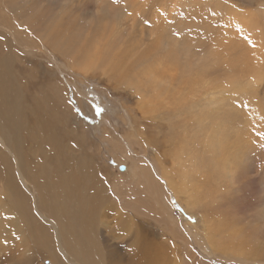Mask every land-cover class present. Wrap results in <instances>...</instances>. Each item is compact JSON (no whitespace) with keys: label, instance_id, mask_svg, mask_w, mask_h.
<instances>
[{"label":"rangeland","instance_id":"obj_1","mask_svg":"<svg viewBox=\"0 0 264 264\" xmlns=\"http://www.w3.org/2000/svg\"><path fill=\"white\" fill-rule=\"evenodd\" d=\"M223 1L225 3L230 2L233 7L240 10L248 8L250 4L256 9L264 5V0ZM135 2L139 5L128 11L127 7L132 6ZM2 3L3 1L0 0V26L10 28L11 32L0 30V66L4 67H0V75L1 73L3 75V77H0V103L2 104H0V121L3 120L2 115L4 113L11 114V112L2 110L18 112L27 119L26 127L23 128L22 124L18 125V132L16 131L13 137L22 145L20 147V161L23 168L27 169L30 176H34L31 178L38 188L40 208L46 212H55L57 204L61 209L65 206L67 213L71 214L77 222L73 226L74 235L82 241H84L83 237L89 238L90 249L96 251L95 253H97L101 264H125V259L130 255L129 251L134 249L135 244L137 245V241L134 243L137 238L136 233L131 236L136 228L139 231L141 230L142 236H140L142 238H148L149 243L151 241L155 243L151 242V257L158 249L163 255H154L156 258L148 259L147 264H164L165 262V264H169V262L171 264H183L187 259L192 260V264H204L201 261L203 258L196 243L193 242L191 248L183 243L184 240L174 243L173 240L178 241V237L181 235L174 237L173 234H170L171 232L165 229L164 223L169 221L165 217V212L163 216L159 217L151 214L153 218L147 212L141 215L142 218L140 215H131L133 225L129 233L126 226L127 221H123V225L119 224L118 218H116L118 216L114 212L106 215L104 208L97 206V209H95L92 201L87 203L93 191H96L99 187H105L108 185L107 182L110 183L117 179L122 172V175L125 174L126 162L117 160L120 154L115 145H121L119 137L121 134L131 135V145L138 153V157H142L146 152L149 157L153 156L154 146L158 145L159 156L164 151L167 153L163 156L164 164L167 167H170L173 161L180 162L174 157L177 145L168 144V140L174 134L168 131L166 122L161 121L163 128L155 131L154 126L159 123L158 119H146L148 115L145 118H139L138 115L134 114V110L137 112L135 107H137L138 99L134 100L133 98L136 95L134 94V96L127 88L118 87V84L111 77L99 73L84 75L78 70L74 72L71 69L66 70L64 74H60L55 68L58 66L60 69H64V67L62 66V60L55 53L50 56V53L44 50L39 51L37 55L24 52L23 48L32 41L29 36L30 32L21 28L23 24L9 10L2 9ZM38 5L35 0H29L22 9L26 11L31 8L32 17H35V10L37 11ZM184 5L188 8L182 7L181 11L171 12L175 15L173 20L168 18V10L156 4L154 0H51L45 2L43 8L48 7L53 10L54 15L50 19L51 21L56 19L55 13H59L60 10L69 11L71 18L67 16L63 20L64 28L68 31L82 28L88 37L92 35L96 28L105 37L109 28L108 22L116 25L115 34L117 37H115L114 43H117L120 37L124 38V43L128 42V36L125 28L120 27L121 20L114 17L109 18V14L123 18L134 16L138 21L134 30L141 32L149 31L152 22L157 21L161 49H155L156 57L149 60L152 66L162 64L166 52L169 51L161 38L162 34L172 37L176 40L174 46L176 60L178 59L181 65L179 75L185 77L188 74L186 67H190L197 80L199 76L209 78L212 81L210 86L213 85V91L202 95L198 98V101L207 108H216V104H210L209 100L211 98L215 100L222 98L223 100L219 106L221 111H225L230 108L234 98L239 96L238 93L228 90L231 83L239 81L237 76L227 72L228 65L233 59L218 54L216 59L204 61L209 53V48L212 46L211 43L215 39L216 31L211 26L207 27V21H211L207 20L202 12L205 9L204 0H194L192 3L186 2ZM101 19H104V24L98 23ZM11 35L16 37V41L12 39ZM144 35L142 36V44L146 48L152 47L148 45V38L151 36L146 35V33ZM32 43L36 45L38 40L34 39ZM112 50H114L113 47ZM205 50L208 52H205ZM84 52L91 58L95 56V54H92L91 44H88ZM13 73L16 74L12 75ZM176 74L177 69L174 66L172 75ZM8 75L11 78H8ZM7 79L13 80V83H8ZM204 82L200 86L205 87ZM260 85L255 91V99L257 98L258 110L260 111L259 107L261 106L264 111V80ZM2 90L5 95L3 97ZM202 92L204 90L199 91V93ZM14 102H17V106ZM122 115L125 120L122 119ZM243 115L244 113H241L240 117L242 118ZM250 116L252 115L250 114ZM203 120H206V122ZM209 121L208 118H202L201 123L209 127L211 124ZM15 126L11 121L3 124L6 130L13 128L15 131ZM215 130L219 131L218 128H215ZM236 130L238 129L230 127L228 132H235ZM255 130L257 131L256 136L253 132V139L255 140L253 146H249L251 140L245 139L247 141L246 145L241 144L232 147L229 156L225 152L221 156L212 157L226 164L231 171L232 167L236 168L234 175L230 172L229 184L231 185H227L223 177H216L215 180L214 177L207 178L206 173H201L198 168L201 165L196 162L193 165H190L191 163L187 161L181 162L185 167L186 165L187 167H197L194 172L196 175L189 179L190 187L195 186V190L202 189L205 191L204 194L210 192L211 195L218 198L214 210V212L220 213L217 218V215L211 212V208L206 207L207 202H204L201 207L195 205L194 208L185 210L184 206H187V204L192 206L193 204L188 198V191L173 194L177 197L171 199L172 209L169 210V214L171 213V218L176 223V219H180L181 216L183 220L188 221L190 226H194L200 234L207 225L214 224L215 226L216 224L215 227L209 228V234H211L210 232L215 233V236L209 242L211 248L215 245L212 248L213 253L221 254L224 253L223 250L230 252L225 243H229L230 237H232L236 244L242 242L249 246L247 250L239 251L242 255H246L251 259H261L264 262V127L262 129L261 122L255 124ZM259 130L263 136L259 135ZM204 135L206 136L205 133ZM153 136L156 138L152 139ZM201 138L202 141L205 137ZM137 139L139 142L136 141ZM199 139V136H196V141H199ZM207 141L209 139H206V144ZM220 148L224 150V148ZM0 149L2 148L0 147ZM215 149L216 146L213 145L212 151H215ZM36 152L39 153L37 156ZM37 157H39V160ZM123 159L129 161V156H125ZM28 166L30 167L28 168ZM13 168L12 160L8 159L7 155L0 150V203L7 204L13 212H16L21 219L22 227H25V235L21 239L16 236L5 238L0 233V264H25L23 263L24 257L32 251L35 252V260H32L31 264H57L52 256L49 257L41 252L40 246L36 244L38 237L53 244L55 242L53 229L49 223L34 212L33 199L23 191L18 181H15L17 178ZM37 174L39 175L37 176ZM169 177L171 183L178 184L180 179L176 174ZM189 188L187 187V189ZM224 189L227 193H224ZM156 192L163 197L169 196V189L165 187L163 190H157ZM79 203L87 205L86 211L90 218L86 217L85 220L79 218L76 211ZM149 203L152 204L153 200L146 201V209ZM199 203H197L198 206ZM204 207L209 212H202V209H205ZM210 214L213 215L210 216ZM202 217L205 220V222L203 220L205 225L201 220ZM86 220H89L90 223L88 227L84 228L82 223H85ZM28 227H35V237L31 230H28ZM219 227H221V230ZM189 239L191 238L189 237ZM219 239L224 245L218 247ZM215 241H217L216 244H214ZM168 249H171V252ZM213 256L209 259V262L213 264H241L234 260H223ZM59 259H61L60 256ZM263 262L256 264H264ZM60 264L67 263L61 260Z\"/></svg>","mask_w":264,"mask_h":264},{"label":"bare ground","instance_id":"obj_2","mask_svg":"<svg viewBox=\"0 0 264 264\" xmlns=\"http://www.w3.org/2000/svg\"><path fill=\"white\" fill-rule=\"evenodd\" d=\"M2 1V9L9 10L14 17L24 25H22L21 28L30 32L29 36L32 38V41L23 48L24 52L37 55L39 54V51L44 50L49 52L50 56H52V53H55L62 60V66L64 67V69H60L58 66L55 68L60 74H64L66 70L71 69L74 72L78 70L84 75L89 73H91V75L99 73L104 74L106 77H111L118 84V87L121 86L127 88L133 95H136L133 97L134 100L138 99L136 104L137 107H135L137 112L134 110V114L138 115L139 118H145L148 115L146 119H158L159 123L154 126L155 131L163 128V125L160 122L165 121L168 126V131L174 134V136L170 137L168 140V144L177 145L174 157L180 162L177 163L173 161V164H171L170 167H167L163 161V156L166 152L164 151L163 154L159 156L160 150H158V145L154 146L153 156L149 157L146 152L142 157H138V153L131 145V135L127 133L119 135L121 145L115 144L120 154L117 160L124 161V163L126 162L124 170L125 174L122 175V172L117 179L110 183L107 182L108 185L105 187H99V189L93 191L87 203L92 201L95 209H97V206L104 208L106 215H109L110 212H114V214L118 216L116 218H118L119 224H122L123 221H127L126 226L128 227L129 233L133 225V218L131 215L135 214L140 215L141 217L144 212H147L148 215L150 213V215L152 214L155 217H159L163 216L165 212V217L169 220L164 223L165 229L171 232L170 234H173L174 237H176V235H181L178 237V241L173 240L174 243H179L184 240L183 243L187 244L189 248L192 247L193 242L196 243L203 258L201 261H203L204 264H213L209 262V259L212 258L214 254L217 258L219 257L223 260L230 259L241 264H256L263 262L261 259H251L246 255H242L239 251L243 249L247 250L249 246H246L242 242L236 244L232 237H230L229 243H225L230 252L223 250L224 253L221 254L213 253L212 248L217 241H215L212 248L209 246V242L212 240L213 236H215V233L213 232H210L211 234H209V228L215 227L216 224L215 226L214 224L210 226L207 225L206 228L204 226L205 229L200 234L194 226L188 224V221L183 220L180 214H178L180 219H176L177 223L173 222L169 210L172 209L171 199L177 197L173 196V194L188 191V198L193 204L192 206L188 204L187 206H184L186 208L185 210L192 207L194 208L195 205L196 207H201L204 202H207V204H205L206 207H208V209L211 208V212L214 213V215L216 214L217 218L220 213L214 212V210L217 206L216 203L218 198L207 191V193L204 194L205 191L202 189L195 190V186L190 187L189 179H191L193 175H196L194 172L197 167H187V165L185 167L181 162L187 161L191 163L190 165H193V163L196 162L201 165L198 168L201 170V173H206L207 178L214 177L215 180L216 177H223L225 178L224 180L227 185H231L229 184L231 177L230 172L234 175L236 168L232 167L231 171L226 164L221 163L218 159H213L212 157L221 156L222 153L225 152L229 156L232 147L241 144L246 145L247 141L245 139L251 140L249 146H253L255 144L253 132L256 136L257 131L255 130V124L261 122L262 129L264 127V111L261 106L259 107L260 111L258 110L257 98L255 99V91L264 80V5L256 9L250 4L248 8L240 10L233 7L230 2L225 3L223 0H204L205 9L202 12L205 14L207 20L211 21H207V27L211 26L213 30L216 31L215 39L213 40V43H211L212 46L209 48V53L206 55L204 61H209L213 58L216 59L218 54L232 58L233 60L228 65L227 72L237 76L239 79L238 82H233L228 87V90H231L233 93H238L239 96L234 98L230 108L221 111L219 105L223 100L222 98H219V100L211 98L209 100L210 104H216V108H207L198 101L199 97L213 91V85L210 86V82L212 81L209 78L199 76L197 80L190 67H186V72L188 74L185 77L179 75L181 72V65L179 64L178 59L176 60V55L174 53L176 40L172 37L162 34L161 38L169 51L166 52L162 64H155L152 66L149 60L156 57L155 49H161V39L158 38L159 25L157 24V21L152 22L153 25L151 24L149 31L141 32L134 30L138 22L134 16L123 18L109 14V18L114 17L121 20L120 27L125 28L126 35L128 36V42L124 43V38L118 37V42L114 43V39L117 37L115 34L117 26L112 25L109 22L108 32L105 37L99 33L97 28L92 32V35L88 37L83 32L82 28L72 31H68L64 28L63 20L67 16L71 18L69 11L60 10L59 13H55L56 19L51 21L50 19L53 18L54 15L53 10L48 7L43 8V4L45 2H50L51 0H35V3L39 4L37 11L35 10V17H32L31 8L26 11L22 9L29 0ZM154 1L156 4L167 9L168 18L173 20L175 15L171 14V12L181 11L182 7L187 9L188 6L184 4L186 2L192 3L194 0ZM138 5L139 4L135 2L132 6H128L127 10L131 11ZM98 23L104 24L105 21L104 19H101ZM0 30L11 32L10 28H5L3 26H0ZM145 33L146 35L151 36L148 38V45L152 46L150 48H146L142 44V36H145ZM11 37L16 41L15 36L11 35ZM34 39L38 40L36 45L35 43H32ZM249 41H251V43H249ZM88 44H91V47L93 48L92 54H95L94 58L87 56L84 52L88 47ZM112 47L114 50H112ZM205 52L208 51L205 50ZM174 66L175 69H177L176 75H172ZM14 74L16 73H13L12 75ZM0 77H3L2 73ZM8 78H11L10 75H8ZM244 81L246 82L242 85ZM7 82L13 83V80L7 79ZM203 82L205 83L204 85L206 88L200 86ZM200 90H204V92L199 93ZM1 92L3 93L2 97L5 96L4 91L2 90ZM14 103L17 106V102ZM2 111L11 112V114L4 113L2 115L3 120L0 121V147L2 148L0 150L7 155L8 159L12 160L14 164L13 169L16 172L17 178L15 181H18V184L23 191L28 193L33 199L32 203L34 204V212H36L41 219L49 223L53 229L55 242L50 244L46 240L38 237V239H36V244L40 246L39 249L49 257L52 256L57 264H60L61 260L67 264H101L97 253H95L96 251L90 249L91 244L89 242L90 240L88 241L89 238L86 239L81 235L84 240L82 241V239H79V237L74 235L75 231L73 226L77 222L71 214L67 213V208L65 206H63L62 210L57 204L55 206V212H46L40 208L38 203V188L32 180L34 176H30L27 169L23 168V164L20 161V147L22 145L13 137L15 136V132H18V125L22 124L23 128L26 127L27 119L18 112L8 110ZM241 113H244L242 118L240 117ZM250 114L252 116H250ZM121 117L125 120L123 115ZM211 117L212 119H210ZM202 118H208L211 121H209V123H211L209 127L201 123ZM9 121H11L13 125H16L15 131L11 127L9 130H6V128L4 129L3 124H6V122ZM203 121L206 122V120ZM203 126L207 128H204ZM230 127L237 128L238 130L235 132H228ZM215 128H218L219 131L217 132ZM7 131L10 132L8 133ZM259 135L263 136L260 133V130ZM196 136H199V141H196ZM201 137L205 138L201 141ZM155 138L156 137L154 136L152 137V139ZM138 139L136 141H138ZM206 139H209L207 144L205 143ZM158 144L161 145L160 143ZM213 145L216 146L215 151H212ZM220 147L224 148V150ZM37 154L39 153L36 152V156ZM125 156H129V161L123 159ZM37 158L39 160V157ZM29 167L30 166H28V168ZM172 174H176L178 179H180L178 184L169 181V176ZM38 175L39 174H37V176ZM164 187L169 189L168 197L160 196V194L156 192L157 190H163ZM187 187L190 188L187 189ZM224 193H227L226 189H224ZM145 197H147V199H145ZM155 199L158 200L156 201ZM150 200H153V203H149L148 208L146 209V201ZM197 203L200 205L198 206ZM208 209H202V212H209ZM86 210L87 205L79 203L76 211L81 220H85L86 217L90 218L87 215ZM188 212L190 213L191 211ZM212 215L210 214V216ZM0 220V233L3 237L7 238V236H16L21 239L25 235V227H22L19 215L16 212H13L7 204L0 203ZM201 220L203 222V217ZM89 223L90 221L86 220V222L82 224L84 225V228H86L89 226ZM119 224L117 223V225ZM221 224L223 225V223ZM219 228L221 230V227ZM28 230H31L35 237V227H31ZM140 231L136 228L131 234L132 236L136 233L137 238L134 243L137 241V245L135 244L134 249L129 251L130 255L125 259V264H147L148 259L156 258L154 255L157 256L162 254L158 249L151 257L150 251L152 250H150V247L152 241L149 243L148 238H142ZM189 237L191 239H189ZM218 242V247L219 245H224V243L221 242V239H219ZM18 244L20 245L19 242ZM123 247L125 246L123 245ZM168 250L171 252V249ZM59 256L61 259H59ZM32 260H35V252L33 251L29 252L27 256L24 257L23 263L31 264ZM169 264L171 263L169 262ZM183 264H192V260L187 259Z\"/></svg>","mask_w":264,"mask_h":264},{"label":"snow or ice","instance_id":"obj_3","mask_svg":"<svg viewBox=\"0 0 264 264\" xmlns=\"http://www.w3.org/2000/svg\"><path fill=\"white\" fill-rule=\"evenodd\" d=\"M129 15H131V13H129ZM145 23H147V21H145ZM249 43H251V41H249Z\"/></svg>","mask_w":264,"mask_h":264}]
</instances>
